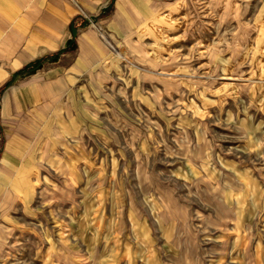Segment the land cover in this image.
<instances>
[{
	"label": "rangeland",
	"instance_id": "374dc122",
	"mask_svg": "<svg viewBox=\"0 0 264 264\" xmlns=\"http://www.w3.org/2000/svg\"><path fill=\"white\" fill-rule=\"evenodd\" d=\"M167 17L158 56L145 41L160 114L114 117L123 153L80 189L55 185L11 264H145V218L156 247L158 212L183 221L182 264L226 250L220 234L243 219L246 264L255 252L264 264V0H177Z\"/></svg>",
	"mask_w": 264,
	"mask_h": 264
},
{
	"label": "crops",
	"instance_id": "0c3cea01",
	"mask_svg": "<svg viewBox=\"0 0 264 264\" xmlns=\"http://www.w3.org/2000/svg\"><path fill=\"white\" fill-rule=\"evenodd\" d=\"M176 1L0 0V264L16 258L10 245L36 228L55 185L80 189L123 153L114 117L160 114L145 91V41L158 56ZM157 217L156 247L145 218V264H182L183 221ZM230 227L237 232L220 234L226 250L205 264H246L245 220Z\"/></svg>",
	"mask_w": 264,
	"mask_h": 264
},
{
	"label": "built area",
	"instance_id": "2783aa9c",
	"mask_svg": "<svg viewBox=\"0 0 264 264\" xmlns=\"http://www.w3.org/2000/svg\"><path fill=\"white\" fill-rule=\"evenodd\" d=\"M91 23H94V21H90Z\"/></svg>",
	"mask_w": 264,
	"mask_h": 264
},
{
	"label": "bare ground",
	"instance_id": "6f19581e",
	"mask_svg": "<svg viewBox=\"0 0 264 264\" xmlns=\"http://www.w3.org/2000/svg\"><path fill=\"white\" fill-rule=\"evenodd\" d=\"M159 214V213H158Z\"/></svg>",
	"mask_w": 264,
	"mask_h": 264
}]
</instances>
